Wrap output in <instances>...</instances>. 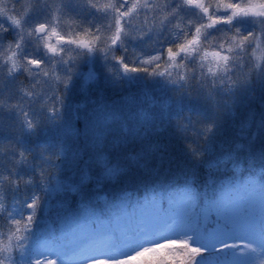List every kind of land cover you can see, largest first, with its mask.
Returning <instances> with one entry per match:
<instances>
[{"label":"trees","instance_id":"16d2710c","mask_svg":"<svg viewBox=\"0 0 264 264\" xmlns=\"http://www.w3.org/2000/svg\"><path fill=\"white\" fill-rule=\"evenodd\" d=\"M134 55L130 53L127 67L146 66L145 57ZM100 63L89 88L81 83L67 87L62 114L47 115L41 107L45 101L35 103L33 110L42 113L30 118L33 126L27 133L25 119L10 114L16 112V96H1L0 206L7 205L2 217L37 220L36 227L56 214L68 219L70 208L91 209L110 224L125 203L175 199L198 205L211 190L219 193L226 179L264 183V160L249 163L243 151L233 150V102L214 110L210 100L187 87L183 95L167 97L169 105L145 102L133 95L113 60ZM238 101L242 108L244 102ZM196 153H202L199 160ZM29 202L37 206L32 216L25 207ZM88 217L83 219L86 227ZM57 227L51 224L49 234Z\"/></svg>","mask_w":264,"mask_h":264},{"label":"rangeland","instance_id":"374dc122","mask_svg":"<svg viewBox=\"0 0 264 264\" xmlns=\"http://www.w3.org/2000/svg\"><path fill=\"white\" fill-rule=\"evenodd\" d=\"M36 2L38 7L28 23L35 27L39 25H44L46 29L50 27L47 35L36 39L55 58L50 60L43 72L32 76L8 75L11 67L18 69L23 67L15 56L9 58L11 67L8 72L0 67V106H3L2 95L16 96L18 106H14L16 112L10 114L16 119L18 115L19 118L23 117L24 112L29 113V117L24 118L25 133L32 128L28 126L33 125L30 118L40 117L42 113L33 110V105L39 100H49L48 94L53 84L61 87L64 102L67 96L65 93L70 89L67 87L81 83L89 88L88 85L96 81L99 75L96 67L102 66L100 62L106 58L113 60L111 52H93L89 55L83 51L62 50L57 47L62 41L59 31L71 33L80 23L78 17L87 15L91 7L99 4L101 0H36ZM135 7L136 2L133 0L128 12L134 11ZM22 8L25 13L33 11L34 0H22ZM14 9L15 0L11 3L9 0H0V14L7 12L9 19H22L15 15ZM255 10L251 6L247 8L249 12ZM236 23L243 32H250L256 28V23L247 19ZM24 35H32V29L28 28L26 31L21 29L16 36L11 33L0 36V49L3 48L5 40L16 41L18 37ZM53 38L56 43L51 42ZM75 43L82 49L88 47V42L83 37ZM258 43L260 69L253 71L247 78L241 73L235 82L226 74L224 61L228 53L223 50H218L213 61L207 64L206 69L200 74L199 83L192 81L189 76V83L181 84L176 77L186 70L177 67L170 66L167 73L161 76H148L136 67L116 63L115 65L133 95H137L145 102L152 103L151 101L157 100L169 105L167 97L183 95L185 87L189 89L186 91L192 94L194 91V95L203 98L205 102L210 100L214 110L216 105L224 107L233 102L236 106L231 112L234 119L231 127L235 126L234 130L232 128L234 133L230 135L233 150L243 151L249 157V163L260 164V161L264 160V39ZM19 51L31 52V49L25 48L21 43ZM130 53H134L131 48L129 56ZM134 56L137 58V55ZM44 72H47V76H44ZM24 80L27 83L25 87L22 83ZM65 82L67 87H63ZM28 93L32 95L29 96ZM238 98L244 102V104L240 102L242 108L238 107ZM160 103L158 105H161ZM60 114L61 106L57 115ZM91 122L93 119L89 121L88 129ZM263 165V163L260 165L261 168ZM6 207L7 205L2 204L0 213ZM36 207V205L31 207L29 216H32ZM47 208L48 205L42 206L43 211H47ZM71 210L72 208L69 209L68 219L58 217L56 214L54 220L45 221L36 227L37 220L25 222L28 228L25 229L24 239L16 243L13 250L15 264L34 262L131 264L128 260L125 263V257L131 256L134 252H140L141 255L145 252L146 255L142 256H147L156 264H192L194 257L195 264H259L264 260V183L254 182L253 179L252 181L238 180L236 177L226 179L219 193L211 190L210 195L203 196L198 205L195 201L190 204L175 199L167 202L142 201L139 205L125 203L122 210L113 216L110 224L107 220L99 219L94 210L80 209L74 212ZM85 217L89 218L87 227L83 222ZM6 218L12 220L11 216ZM1 221L0 223H4ZM54 223H57V230L49 234L47 229ZM164 240H179L182 243L179 246L164 245L160 249L152 247Z\"/></svg>","mask_w":264,"mask_h":264},{"label":"clouds","instance_id":"9594fccd","mask_svg":"<svg viewBox=\"0 0 264 264\" xmlns=\"http://www.w3.org/2000/svg\"><path fill=\"white\" fill-rule=\"evenodd\" d=\"M11 2L12 0H9V3ZM132 2L133 0H101L99 4L91 7L87 15L78 17L80 23L71 33L59 31L62 41L57 47L62 50L83 51L89 55L93 52H111V58L117 65L128 62L131 58L128 55L131 48L135 55L145 57L146 66L141 67L140 71L148 76L164 75L170 66L186 70L176 77L181 84H188L189 76L192 81L199 83L200 74L207 64L213 61L218 50L228 53L224 66L226 74L233 82L240 78L241 73L247 78L253 71L260 69L258 41L264 39V0H135L134 11L128 12ZM249 6L254 7L256 11H247ZM36 7L38 3L34 0L33 11L25 13L22 0H15L14 13L22 19H9L7 12L0 14V36L7 33L16 36L21 29H32V35L20 36L16 41L3 42L4 46L0 49V67L8 72L11 67L9 58L12 56L18 58L23 66L21 69L11 67L9 76H32L43 72L50 60L55 58L36 39L47 35L50 27L45 32H36L35 26L28 23ZM245 19L256 23V28L243 32L236 22ZM48 20H51L50 15ZM81 37L88 42L87 48L82 49L75 43ZM51 42L56 43L55 38ZM21 43L25 48L31 49V52L21 53ZM44 76H47V72H44ZM63 87H67V82ZM28 95L31 96L32 93ZM48 95L46 106L41 107L47 115L56 116L63 102L61 87L53 84ZM27 117L29 113L24 112L22 119ZM211 127L208 125L209 130ZM188 147L193 151L192 145L189 144ZM201 156L202 153H196L194 158L199 160ZM15 183L13 180L12 184ZM25 207L30 210L32 205L29 202ZM0 220L4 222L3 227H0V264H15L14 246L24 239L28 226L20 220L13 222L6 217H0ZM181 243L179 240H164L152 247L160 249L164 245L179 246ZM125 259L131 261V264H156L140 252H134ZM192 264H195V257ZM259 264H264V260Z\"/></svg>","mask_w":264,"mask_h":264},{"label":"water","instance_id":"95a60500","mask_svg":"<svg viewBox=\"0 0 264 264\" xmlns=\"http://www.w3.org/2000/svg\"><path fill=\"white\" fill-rule=\"evenodd\" d=\"M36 32H45L46 31V27L44 25H39L37 27H35Z\"/></svg>","mask_w":264,"mask_h":264}]
</instances>
